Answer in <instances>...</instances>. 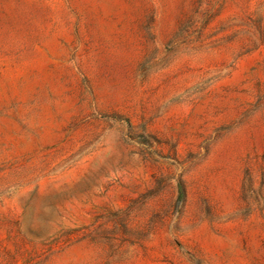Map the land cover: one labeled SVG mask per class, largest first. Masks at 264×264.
Masks as SVG:
<instances>
[{"label": "rangeland", "instance_id": "obj_1", "mask_svg": "<svg viewBox=\"0 0 264 264\" xmlns=\"http://www.w3.org/2000/svg\"><path fill=\"white\" fill-rule=\"evenodd\" d=\"M0 264H264V0H0Z\"/></svg>", "mask_w": 264, "mask_h": 264}]
</instances>
